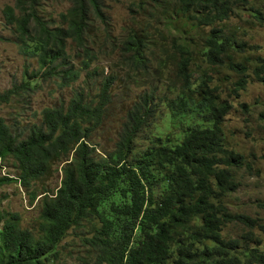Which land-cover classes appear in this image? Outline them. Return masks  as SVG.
Wrapping results in <instances>:
<instances>
[{
    "label": "trees",
    "instance_id": "obj_1",
    "mask_svg": "<svg viewBox=\"0 0 264 264\" xmlns=\"http://www.w3.org/2000/svg\"><path fill=\"white\" fill-rule=\"evenodd\" d=\"M41 1L16 0L4 8L20 53L35 58L38 67L29 75L24 71L25 79L1 93L0 102L36 89L40 74L61 75L64 85L76 81L82 68L69 60V41L83 56L87 77L97 74L88 68L98 58L92 45L109 24L102 0H68L70 6L56 25L42 18ZM174 1L176 14L198 26L223 22L238 4L247 2ZM255 13L257 19L262 17L260 11ZM149 28L130 30L123 39L119 50L125 66L147 71ZM174 45L167 59L176 62L175 77L162 83L171 95L156 94L160 85L139 93L111 150L100 152L92 136L112 101L113 74L103 76L94 98L88 99L81 89L67 106L46 107L26 136L18 123L14 128L0 116V170L9 159L17 168L16 174L0 175V187L18 183L30 191L32 203L37 197L33 183L49 175L55 163L64 162L61 184L39 198L37 230L23 227L19 212L0 210V264H264V250L254 233L232 238L222 233L229 223L250 230L257 225L255 218L230 210L224 200L237 189L235 170L245 161L225 145L223 122L232 103L221 99V85L213 83L211 72L227 66L239 75L232 92L244 90L248 58L238 59L235 53L246 43L236 32L214 26L202 47L206 68L197 65L188 41ZM259 61L253 72L264 83V59ZM162 106L179 131L161 129L144 137L143 147L141 134L164 114ZM86 223L91 233L81 239L86 249L69 261L73 253L66 251L64 238Z\"/></svg>",
    "mask_w": 264,
    "mask_h": 264
},
{
    "label": "rangeland",
    "instance_id": "obj_2",
    "mask_svg": "<svg viewBox=\"0 0 264 264\" xmlns=\"http://www.w3.org/2000/svg\"><path fill=\"white\" fill-rule=\"evenodd\" d=\"M16 0H0V94L21 83L30 71L38 67L35 58H28L19 51L15 41L13 29L6 23L4 8L14 5ZM103 8L108 16V26H103L97 37V43L92 47L98 52V58L90 65V70L97 74L87 77V70L83 69V56H78L74 44L69 41L67 53L75 68L81 67L80 76L69 85H64L61 75L40 74L36 89L29 91L22 97H13L9 102H0V116L14 127L18 123L24 135L28 134V127L33 123H40L42 112L46 107L67 106L76 92L85 89L88 99L96 97L100 91L103 76L113 74L115 83L110 89L111 103L104 115L103 123L94 131L92 142L97 144L98 150L114 148L126 111L139 93L149 90L154 85H160L156 94L163 95L166 85H162L175 77L176 62L167 59V53L174 51V42L188 41L195 52L196 63L209 67L204 61L202 47L205 35H209L214 26L236 32L240 42H245L243 51L235 53L238 59L248 58L249 82L239 94H234L239 75L227 66L214 67L211 70L213 83L221 85L220 97L232 103L230 112L223 122L225 145L229 149L244 156V164L235 170L238 187L234 192L224 197L230 210L248 214L257 220V225L249 227L238 223H229L223 229L226 238L240 236L250 231L260 240L258 247L264 250V83L255 78L254 68L259 57L264 59V0H247L238 4L230 17L223 22L213 25L198 26L186 15L176 14L174 0H102ZM70 6L68 0H42L39 13L51 25L60 23L59 14ZM255 10L260 11L261 18L257 19ZM100 24V23H98ZM150 27V28H149ZM149 28L150 53L148 54V69L127 67L123 63L122 52L119 50L123 39L130 30L142 32ZM197 65L192 70L196 71ZM247 105V110L244 108ZM164 114L141 134V146L147 141L144 137L157 133L161 129L178 132L179 127L170 123L166 115L167 110L162 106ZM170 124V125H168ZM15 128V127H14ZM62 163H55L51 173L35 181L31 187L37 191L34 202H30V194L18 183L4 184L0 187V210L17 211L21 215L23 227L37 230L40 214L39 198L44 191L51 193L61 184L63 172ZM17 173V168L11 159L7 160L0 170V175ZM46 189V190H45ZM90 225L72 229L63 243L66 251H72L69 261L76 255L83 254L86 249L82 237L90 236ZM87 244V243H86ZM255 241L251 242L253 246ZM88 246V245H87ZM74 255V256H73ZM73 256V258H72Z\"/></svg>",
    "mask_w": 264,
    "mask_h": 264
}]
</instances>
